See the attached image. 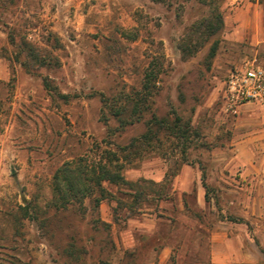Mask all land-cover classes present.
<instances>
[{"label":"rangeland","instance_id":"1","mask_svg":"<svg viewBox=\"0 0 264 264\" xmlns=\"http://www.w3.org/2000/svg\"><path fill=\"white\" fill-rule=\"evenodd\" d=\"M256 4L0 1V264H264V213L253 211L264 201V164L245 173L230 151L244 131L264 125L263 112L253 104L234 116L222 104L232 69L249 59L264 65V6ZM216 15L223 26L213 32ZM153 61L161 73L150 109L120 128L115 112L131 113L127 100ZM152 117L168 127H154L147 143ZM187 124L198 134L172 133ZM134 139L143 143L138 156L121 153L132 185H110L115 198L99 207L85 199L56 209L57 169L81 157L96 163ZM186 161L208 185L202 206L173 181L162 198L144 181ZM139 188L148 197L134 202ZM225 237L234 243L229 258L214 260L212 244Z\"/></svg>","mask_w":264,"mask_h":264},{"label":"trees","instance_id":"2","mask_svg":"<svg viewBox=\"0 0 264 264\" xmlns=\"http://www.w3.org/2000/svg\"><path fill=\"white\" fill-rule=\"evenodd\" d=\"M6 1L11 4L15 3V0H0ZM258 2L264 6V0H258ZM216 21L210 24V28L213 32L218 31L223 26V20L220 15L215 16ZM212 26V27H211ZM22 46L26 47L28 52L35 59H39L36 50L23 40ZM216 48H212V55H214ZM161 73V68L155 63L151 62L146 70L142 87L139 91L134 92V95L127 100L131 106V113L126 118L123 117L124 108H117L115 115L119 121V127L125 128L126 125L139 122L143 119L144 113L150 109V100L153 97L156 89V83ZM180 121V120H178ZM167 121L152 117L148 122V131L143 136L144 141L150 143V141L157 136V132H154V127L160 129H166L168 125ZM192 129V130H191ZM177 131L181 134H187L188 131L198 134L190 124H187L186 128H181L177 125L175 128H171L172 133ZM143 146V143L137 142L135 139L129 144L125 145L119 151L105 150L99 160L95 162H89L86 158L81 157L76 161L64 163L53 176V194L54 205L56 209H66L70 205L83 204L85 199H92L96 207H99L100 203L106 199L115 198L113 192L110 191L109 186L120 185H132L133 183L127 180L123 174L126 165L131 163L129 156H122L121 153L129 152L138 156L137 147ZM133 150V152H132ZM188 165H193L190 162H184ZM183 163V164H184ZM181 167L176 170L175 173L170 174L166 172L164 179L161 182H155L150 179H144L148 182L157 194V198L164 197V191L166 186L172 184L173 178L179 173ZM136 183V182H135ZM202 184L206 190L205 201L209 202L210 199L207 194L208 185L205 182V177L202 175ZM157 188V189H155ZM164 195V196H163ZM134 202L146 200L148 193L145 188L137 189L134 194H130ZM101 264H112L110 262H102Z\"/></svg>","mask_w":264,"mask_h":264},{"label":"crops","instance_id":"3","mask_svg":"<svg viewBox=\"0 0 264 264\" xmlns=\"http://www.w3.org/2000/svg\"><path fill=\"white\" fill-rule=\"evenodd\" d=\"M257 4H260L258 0H257ZM257 4L254 6H257ZM251 105L253 104L252 103L246 104L245 108H249V106ZM263 114H262V118H264ZM262 121L258 122L257 127L255 129H247V131H244L245 132L244 135L240 139L234 140V142H232L230 147V151L234 153L232 157V161H237L238 159V163L244 165L245 173L247 171L250 172L252 166L256 167L258 165L260 166L264 164V154H263L264 125H262ZM241 154L245 156L241 158ZM198 170L199 168L197 166L184 164L181 167L179 173L173 178V190L178 191L181 194H188L190 192H194L196 195L197 202L199 203V205L202 206L203 204L206 203L205 201L206 190L202 184V176L200 175ZM261 173L262 170L259 167L258 176L261 175ZM164 177H165L164 174L161 175L160 177L151 176L150 180H153L155 182H161L164 179ZM253 206H254L253 211H259L264 213V201L259 202L258 205L254 204ZM248 207L251 208V205H248ZM248 212H250V210H248ZM232 244L234 243L232 242V239L229 237L223 238L221 244L217 241L213 242L212 244L213 259L214 260L216 259V255L218 258L219 257L218 255L220 254L222 258H224L225 255L227 256V258H229L228 256L230 252L229 247ZM241 246L243 249V244H241Z\"/></svg>","mask_w":264,"mask_h":264},{"label":"built area","instance_id":"4","mask_svg":"<svg viewBox=\"0 0 264 264\" xmlns=\"http://www.w3.org/2000/svg\"><path fill=\"white\" fill-rule=\"evenodd\" d=\"M222 92L225 113L236 116L249 103L264 113V65L249 59L235 67L228 73Z\"/></svg>","mask_w":264,"mask_h":264}]
</instances>
